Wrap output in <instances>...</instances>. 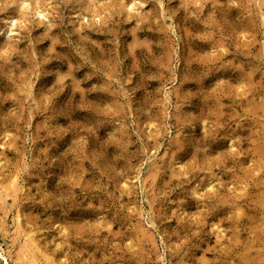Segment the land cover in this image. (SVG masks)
Instances as JSON below:
<instances>
[{"label": "rangeland", "instance_id": "1", "mask_svg": "<svg viewBox=\"0 0 264 264\" xmlns=\"http://www.w3.org/2000/svg\"><path fill=\"white\" fill-rule=\"evenodd\" d=\"M0 229V264H264V0H0Z\"/></svg>", "mask_w": 264, "mask_h": 264}, {"label": "bare ground", "instance_id": "2", "mask_svg": "<svg viewBox=\"0 0 264 264\" xmlns=\"http://www.w3.org/2000/svg\"><path fill=\"white\" fill-rule=\"evenodd\" d=\"M16 176V175H15ZM14 180V179H13ZM14 182V181H13ZM247 188V187H246ZM19 219L20 217L18 216V223L17 225L19 226ZM0 232L2 234V236H4L5 234L3 233V230L0 229ZM29 233V232H28ZM28 252L29 253V259L31 260V264H50L44 257V253L40 250V248L33 242V239L30 238V236H28ZM25 243V242H24ZM26 244V243H25ZM0 249H2V247L0 246ZM25 250V249H24ZM20 252V251H19ZM10 252L8 251V256H5V259L8 261L10 259ZM24 255V254H23ZM26 255V254H25ZM24 260V259H23ZM21 262H23L21 260Z\"/></svg>", "mask_w": 264, "mask_h": 264}]
</instances>
